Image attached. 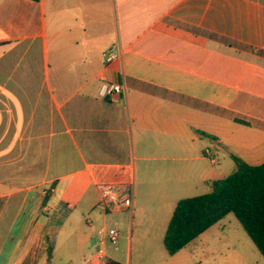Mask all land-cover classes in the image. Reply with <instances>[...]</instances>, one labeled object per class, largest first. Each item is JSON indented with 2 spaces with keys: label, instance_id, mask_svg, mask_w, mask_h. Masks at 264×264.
Wrapping results in <instances>:
<instances>
[{
  "label": "crops",
  "instance_id": "0c3cea01",
  "mask_svg": "<svg viewBox=\"0 0 264 264\" xmlns=\"http://www.w3.org/2000/svg\"><path fill=\"white\" fill-rule=\"evenodd\" d=\"M233 156L264 163V0H0V264H132L135 210L165 233ZM107 185L133 188L132 212ZM212 227L136 264H226Z\"/></svg>",
  "mask_w": 264,
  "mask_h": 264
},
{
  "label": "trees",
  "instance_id": "16d2710c",
  "mask_svg": "<svg viewBox=\"0 0 264 264\" xmlns=\"http://www.w3.org/2000/svg\"><path fill=\"white\" fill-rule=\"evenodd\" d=\"M232 158L235 171L212 181L209 193L177 202L163 236L169 255L232 213L264 258V163L249 165L235 156ZM105 264L121 263L106 259Z\"/></svg>",
  "mask_w": 264,
  "mask_h": 264
},
{
  "label": "rangeland",
  "instance_id": "374dc122",
  "mask_svg": "<svg viewBox=\"0 0 264 264\" xmlns=\"http://www.w3.org/2000/svg\"><path fill=\"white\" fill-rule=\"evenodd\" d=\"M132 219H134V229L131 230V219L128 218L127 222L124 223V230L126 231L129 239L133 237V254H132V264H136L138 261V251L139 248L144 246L149 247H161L165 249L163 245V236H164V229L163 219L160 218L158 215L153 216V220L145 221L143 219V214L140 209H136L135 213L133 214ZM167 224V223H166ZM143 230L152 231V235L144 238L141 235ZM209 234L210 239L207 241L208 245L211 247H228L231 250L225 255L226 259L224 260L226 264H231L236 254L233 253L238 251L240 248L244 249H251L253 253H258L261 261L264 263V258L261 256L257 248L254 246L253 242L247 236L245 231L243 230L242 226L236 219V217L230 213L228 214L224 220H222L219 224L212 227L210 230L207 231ZM221 236V241H219L218 237ZM199 241L195 242L194 245L198 244ZM201 245V244H200ZM250 251V250H248ZM114 256V254H113Z\"/></svg>",
  "mask_w": 264,
  "mask_h": 264
},
{
  "label": "built area",
  "instance_id": "2783aa9c",
  "mask_svg": "<svg viewBox=\"0 0 264 264\" xmlns=\"http://www.w3.org/2000/svg\"><path fill=\"white\" fill-rule=\"evenodd\" d=\"M116 54H111L107 58V62L110 63L112 60L116 59ZM122 86L118 84L109 83L104 81L101 85L99 94L104 98H112L115 94L120 93ZM206 157L210 159L212 163L216 162L215 157L212 156L211 151L206 149L204 151ZM101 194L104 204H109L110 202L116 203L120 208L133 211V188L128 185H107L102 187ZM108 236L110 242L115 245L117 242V232L114 229L108 231ZM99 254L103 256V251L99 250Z\"/></svg>",
  "mask_w": 264,
  "mask_h": 264
}]
</instances>
